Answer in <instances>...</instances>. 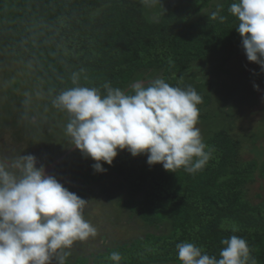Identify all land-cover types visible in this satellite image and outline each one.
I'll use <instances>...</instances> for the list:
<instances>
[{
	"label": "trees",
	"instance_id": "trees-1",
	"mask_svg": "<svg viewBox=\"0 0 264 264\" xmlns=\"http://www.w3.org/2000/svg\"><path fill=\"white\" fill-rule=\"evenodd\" d=\"M214 1L168 0L160 16L150 18L138 0H0V51L33 62L50 107L57 94L73 87V73L80 74V85L102 92L106 82L125 89L136 77H160L172 86L193 87L202 97L203 120L212 97L179 77L242 41L238 21L227 11L233 0L221 7L223 22L202 18ZM203 142L212 155L194 174L150 166L146 154L134 157L127 150L119 151L112 165L101 162L105 173L119 177L120 204L164 231L111 245L93 264H113L112 251L121 254L120 264H180L178 243L192 242L218 255L220 241L231 235L246 239L256 264H264V201L247 196L259 164L241 159L239 142L226 129Z\"/></svg>",
	"mask_w": 264,
	"mask_h": 264
},
{
	"label": "clouds",
	"instance_id": "clouds-1",
	"mask_svg": "<svg viewBox=\"0 0 264 264\" xmlns=\"http://www.w3.org/2000/svg\"><path fill=\"white\" fill-rule=\"evenodd\" d=\"M141 2L154 6L161 0ZM227 11L238 21L235 29L248 61L264 72V0H233ZM220 12V7L211 12L210 20L223 22L226 17ZM79 80L80 74L73 73V87L57 94L52 104L67 114L65 135L85 158L95 161L96 172H105L103 163L112 165L122 150L134 157L146 154L150 166L161 164L174 173L183 168L194 174L210 160L212 149L197 127L202 97L193 87L172 86L157 77L138 79L127 90L106 82L102 92ZM254 87L259 91V85ZM37 164L34 155L0 154V264H68L74 244L97 234L84 216L88 201ZM220 244L218 255H209L195 243H178V260L256 264L246 239L231 235ZM109 260L120 264L122 256L112 251Z\"/></svg>",
	"mask_w": 264,
	"mask_h": 264
},
{
	"label": "rangeland",
	"instance_id": "rangeland-1",
	"mask_svg": "<svg viewBox=\"0 0 264 264\" xmlns=\"http://www.w3.org/2000/svg\"><path fill=\"white\" fill-rule=\"evenodd\" d=\"M229 1L215 0L203 9L202 18L208 20L211 12ZM138 2L147 16L158 18L168 0L154 6ZM202 75L204 80L200 79ZM138 79L145 80L136 77L131 83ZM179 81L196 85L212 97L206 107L208 116L197 124L202 138L220 129L236 138L241 159L259 164L255 178L247 184V196L255 203L264 201V72L260 65L248 61L241 41L194 65ZM254 85H259V91ZM67 122L65 112L48 105V94L34 72L33 62L15 60L1 50L0 154L34 155L37 167L60 159L50 175L75 194H82L88 201L85 219L97 229L95 237L74 244L68 261L93 264V258L111 245L131 241L147 231H164L163 227L144 223L120 204L117 175L97 172L98 178L93 180L95 161L69 143L64 131Z\"/></svg>",
	"mask_w": 264,
	"mask_h": 264
},
{
	"label": "water",
	"instance_id": "water-1",
	"mask_svg": "<svg viewBox=\"0 0 264 264\" xmlns=\"http://www.w3.org/2000/svg\"><path fill=\"white\" fill-rule=\"evenodd\" d=\"M59 160H60V159H59ZM59 160H57V161L54 162V163L49 164V165L45 168V170H46V172H47L48 175H49V173L53 170V167L59 162Z\"/></svg>",
	"mask_w": 264,
	"mask_h": 264
},
{
	"label": "flooded vegetation",
	"instance_id": "flooded-vegetation-1",
	"mask_svg": "<svg viewBox=\"0 0 264 264\" xmlns=\"http://www.w3.org/2000/svg\"><path fill=\"white\" fill-rule=\"evenodd\" d=\"M47 166H48V165H47ZM47 166H45V168H46ZM49 174H51V173H49Z\"/></svg>",
	"mask_w": 264,
	"mask_h": 264
}]
</instances>
